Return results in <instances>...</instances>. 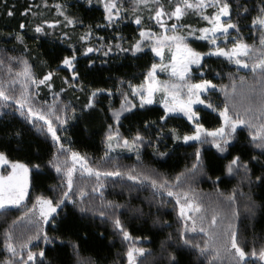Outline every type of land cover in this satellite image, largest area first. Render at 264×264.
Wrapping results in <instances>:
<instances>
[{
	"label": "snow or ice",
	"instance_id": "6c2138e0",
	"mask_svg": "<svg viewBox=\"0 0 264 264\" xmlns=\"http://www.w3.org/2000/svg\"><path fill=\"white\" fill-rule=\"evenodd\" d=\"M104 11V27H112L119 21L128 17L129 11L134 16V23L140 27L139 37L134 44L124 48L121 44L113 45L105 42V37H97L99 47H85L84 55L93 52L103 51L107 56L114 48L121 52H140L143 46L150 45L159 63L153 62L144 74V81L140 84H133L131 81H120L121 87L116 89L121 96L120 108L109 107L111 113L106 119L112 121L106 124L104 138V154L101 160L104 164H111V168H102L90 161L87 154H81L65 145L64 140L68 139L62 134L67 131L65 127L69 119L77 120V109L71 104H65L61 99L60 92L52 90L51 71L42 77H37L33 72V65L24 56H14L5 50L0 56V130L12 127L8 118L19 119L22 127L12 131L13 137L23 139L25 130L36 131L46 138L50 137L55 147L52 158L47 164L55 170L60 178V184L52 189L58 194L52 196L38 195L28 207L23 202L29 197V173L34 169H40V164L32 165L18 159H12L7 151L0 150V209H7L8 206H22L26 210L22 216L13 221L26 220L31 225L30 234L17 236L12 228L3 234V250L5 256L0 264H45L46 249L40 243L51 244L57 237H50L44 225L50 221L55 223L56 216L63 210L66 201L71 202L81 213L92 212L98 214L102 220H110L114 229V235H119L122 241H127L126 251L123 253L125 264H157L156 261H149L151 250L137 246L140 237H133L121 219L117 210L123 205L105 200L103 189L105 181L112 180L113 184L119 182L122 189L128 192L151 189L149 198V212L152 215L151 206L156 205L157 212L160 207L166 204H173V209L178 208L177 218L179 228L174 237L171 233L161 243L160 264H180L177 259V252L183 249H190L199 260V264H264V246L259 249L249 248L247 243L239 240V231L231 219L223 225L221 213L212 209V214L205 225L208 209L196 196L190 187L185 189L184 184L188 179L185 173H180L174 179L143 165L142 150L146 143L153 148V155L165 157L166 151L160 150L164 138L163 125L173 119V114H180L191 125V133L182 137L176 129L170 130L169 135L173 139L190 141L198 144L210 143L219 153H229L235 146L239 131L247 129V147L252 154L245 159L242 155H233L224 166L226 172L232 177H240V183L247 181L249 185L256 184L264 186V0L259 4L253 0H132L131 7L125 5L124 0H99ZM89 5L92 0H87ZM47 6V5H46ZM59 15L64 17V26L81 23L77 18L69 16L63 5H54ZM211 9L210 12L207 10ZM31 8H26L22 15H27ZM256 15H252L253 12ZM147 13V16L144 13ZM15 13L9 9L7 16ZM189 14H195L200 19L207 21L209 26L199 29L191 25L182 24V18ZM35 15V13H33ZM251 17L250 25L242 23ZM154 22L161 31L155 32L151 27H143L145 21ZM171 22V23H169ZM61 21L42 20L35 25L36 33H45V25L54 28ZM24 29V23L19 25ZM101 27V26H97ZM248 27L252 33V43L247 42L243 37V29ZM186 31V35L181 34ZM199 33V35H197ZM47 34V33H45ZM12 38L23 43V34H9ZM67 37V33H63ZM93 32L91 27L82 34L79 39L84 44H90ZM207 41L209 51L200 52L189 43V38ZM223 37L221 41L219 38ZM123 37H113V40ZM220 43L226 46L221 47ZM230 44V47L227 46ZM165 49L169 55L165 56ZM25 51L27 49L25 48ZM75 49L73 54L65 56L61 64L66 69H71V78H65L64 82L70 86L78 81L79 73L76 70ZM224 57L226 61L234 64L235 72H229L228 85L220 86L224 95L223 105H215L212 99L206 95L217 89L213 79L204 78L212 73V69L203 63L204 57ZM167 59V63H165ZM92 61L90 60V63ZM199 73L200 78L193 82V69ZM19 69V70H18ZM168 73V80H159L157 73ZM245 72V75H239ZM250 74V76L248 75ZM215 75H219L216 73ZM126 84V87H125ZM49 89L52 99L49 102L40 98V86ZM82 90V89H81ZM107 92L110 96V89H95L91 92L88 103L84 104L80 111H95V97ZM161 93L159 101L156 100V93ZM138 98V104L136 100ZM162 105L163 114L157 121L145 120L143 131L137 129L131 135L121 133L120 126L123 113L132 109H146L147 105L154 103ZM196 105H206L207 109L218 112L219 123L211 129L201 123V114ZM69 110L72 116H68ZM89 114H91L89 112ZM126 118V117H123ZM155 140L145 133L154 128ZM9 133L5 132V136ZM117 149L127 150L135 154L136 164L122 166L115 162L112 155ZM195 163L189 171H200L205 165L201 148L197 147L194 152ZM61 157H64L61 159ZM257 165L260 174L253 172V165ZM79 173L80 178L93 179L90 193L99 194L100 204L89 199L90 193L84 187L77 185L75 175ZM211 179V177H209ZM220 177H216L213 183H218ZM221 195H223L221 193ZM227 201L230 215L238 218L236 193L233 192L224 197ZM174 202V203H173ZM249 213L255 207L254 202L245 206ZM59 210V211H58ZM141 212V209H135ZM153 223H161L159 216ZM166 223V222H164ZM170 226V225H169ZM36 242V243H34ZM74 250L78 249L73 244ZM36 249V250H34ZM169 249H174L170 251ZM203 258V259H200ZM78 264H96L95 261L80 258Z\"/></svg>",
	"mask_w": 264,
	"mask_h": 264
},
{
	"label": "trees",
	"instance_id": "16d2710c",
	"mask_svg": "<svg viewBox=\"0 0 264 264\" xmlns=\"http://www.w3.org/2000/svg\"><path fill=\"white\" fill-rule=\"evenodd\" d=\"M167 3V0H165ZM174 2V0H173ZM259 4V0H253ZM63 5L64 11L72 17L77 18L81 23L72 26H64V17L59 15L55 4ZM129 8L132 0H124ZM47 5V6H46ZM31 8L27 15H22L26 8ZM11 9L15 14L7 16V11ZM208 12L211 9L207 10ZM35 13V15H33ZM254 11L252 15H256ZM147 16V13H144ZM42 20L61 21L54 28L45 25V33H36L35 25ZM251 17L242 21L250 25ZM24 23L25 28L20 29L19 25ZM182 24L191 25L193 28L209 26L207 21L200 19L195 14H189L182 18ZM104 11L102 3L99 0H92L89 5L87 0H0V56L5 54V50L14 56H24L33 65V72L37 77H42L47 72L53 73L52 90L61 93V99L65 104H71L76 107L77 120L69 119L65 126L67 131L62 135L68 139L64 140L67 146L81 154H87L90 161L102 168H111V164H104L101 160L104 154V138L106 133V124L112 121L106 117L111 113L109 107L119 108L121 105L120 93L116 90L121 87L120 81H131L133 84H140L144 81V74L153 62H157L151 46H143L142 51L121 52L115 49L107 56L103 51L93 52L84 55L85 47H99L100 42L97 37H105V42H111L113 45L119 43L124 48L134 44L139 37L141 26L134 23V16L129 11L128 17L119 21L112 27H104ZM101 27H97V26ZM91 27L93 32L90 44H84L79 37L87 32ZM143 27H151L153 31L158 32L159 27L151 21H145ZM22 33L23 43L15 41L9 34ZM67 33V37L63 35ZM181 34L186 35V31L181 30ZM199 35V33L197 34ZM113 37H123L113 40ZM243 37L247 42L252 43V33L248 27L243 29ZM189 43L193 48L200 52L207 53L209 45L207 41L189 38ZM25 48L27 51H25ZM75 49L76 70L79 73L78 81L71 86L64 82L65 78H71L72 71L62 66L61 60L65 56L73 54ZM166 55L169 53L166 52ZM90 60L92 61L90 63ZM203 63L212 69V73L204 78L213 79L217 89L210 91L208 95L215 105H223L224 95L220 91V86L228 85L229 72H235V65H230L226 58L217 56L204 57ZM19 70V69H18ZM219 73V75H215ZM239 75H245L240 72ZM250 76V74H248ZM193 82L200 78L199 73L193 69ZM126 87V84H125ZM82 89V90H81ZM95 89H110L112 95L107 92H101L96 97V110L81 112V107L88 103L90 94ZM40 98L51 102L49 89L43 85L40 86ZM138 99L136 103L138 104ZM196 109L201 114V123L206 128L218 126V112L207 109L206 105H198ZM89 112L91 114H89ZM163 114L162 106L158 103L147 105L146 109H132L131 112H124L121 121L120 131L125 135H131L137 129L143 131V122L145 120L157 121ZM68 116L72 113L69 110ZM174 118L168 120L163 125L164 138L160 145L161 151H166L168 155L159 157L153 155V148L147 145L142 150L143 165L148 166L158 172L165 174L171 179L176 175L185 173L190 179L184 184L185 189L191 188L196 196L203 202L207 211L205 225L211 217L212 209L221 213L223 225H226L231 219L234 226L239 231V240L241 243H247L249 248L259 249L264 246V186L256 184L249 185L247 181L240 183V177L230 176L225 165L233 155L240 154L245 159L252 154L251 149L247 147V129L239 131L238 139L234 142L229 153H219L210 143L198 144L196 142L185 143L183 140L173 141L169 135L170 130L176 129L182 137L193 130L191 125L180 114H173ZM8 123L12 127L0 130V150L7 151L12 159L21 160L24 163L32 165L40 164V169H32L29 173V197L27 203L30 205L36 196H52L58 194L59 188L54 193L52 189L60 184V178L47 161L52 158L56 150L51 138H46L36 131L25 130L23 139L11 136V132L22 127L20 120L8 118ZM5 132L9 135L5 136ZM155 127L149 129L145 135L155 140ZM199 147L202 150L203 163L205 167L200 171H189L192 164L195 163L194 152ZM116 163L122 166H132L136 164L135 154L127 150L116 151L112 153ZM64 157H61L63 159ZM253 172L260 174L257 165H253ZM211 177V179H209ZM216 177H220L218 183H213ZM75 181L78 186L84 187L87 191L91 190L95 183L93 179H81L79 173L75 175ZM106 187L103 189L104 199L115 201L123 207L118 211L121 219L124 221L133 237H140L135 241L137 246L151 250L149 261H156L160 264L161 243L169 233L174 237L179 228L177 213L178 209H173V204H166L160 207L159 212L155 204L151 206L152 215L149 212V198L151 189L128 192L126 188L122 189L120 183L113 184L112 180L105 181ZM236 193V203L234 208H238L239 217L232 218L224 197ZM221 193L223 195H221ZM89 199L100 204L99 194H91ZM254 202L255 207L252 213L246 209V205ZM174 203V202H173ZM63 210L56 216L55 223L51 221L44 227L50 237H57L51 244L40 243L41 247L46 249L45 264H78L80 258L95 261L96 264H125L123 253L126 251L127 241H122L119 235H114V229L110 220H102L98 214L92 212L81 213L71 202L66 201L62 206ZM141 209V212L135 211ZM25 210L15 207L0 210V260L4 259L3 234L6 230L12 228L17 236H26L30 234L31 225L26 220L13 221L22 216ZM59 211V210H58ZM159 216L161 223H153V220ZM166 222V223H164ZM170 225V226H169ZM36 243V242H34ZM73 244L78 245L74 250ZM36 250V249H34ZM174 251V249H169ZM177 254L180 264H199V260L190 249H183ZM203 259V258H200Z\"/></svg>",
	"mask_w": 264,
	"mask_h": 264
},
{
	"label": "rangeland",
	"instance_id": "374dc122",
	"mask_svg": "<svg viewBox=\"0 0 264 264\" xmlns=\"http://www.w3.org/2000/svg\"><path fill=\"white\" fill-rule=\"evenodd\" d=\"M169 23H171V22H169ZM159 31H161V29H159ZM158 31V32H159ZM221 41L223 40V37H220L219 38ZM220 46L221 47H225L226 45L224 44V43H220ZM227 46H229L230 47V44L229 45H227ZM166 52H168L167 51V49H165V53ZM155 55V54H154ZM169 55V54H168ZM168 55H166L165 54V56L167 57ZM157 58V63H159V58L158 57H156ZM165 63H167V59H165ZM63 67H65L64 65H62ZM66 68V67H65ZM69 71H72L71 69H68ZM157 75H158V78H159V80H168L169 79V76H168V73H165V72H158L157 73ZM161 98V93L160 92H157L156 93V100L157 101H159V99ZM138 99V98H137ZM158 103V102H157ZM159 105H161L160 103H158ZM162 106V105H161ZM198 105H196L195 107H197ZM120 108V107H119ZM118 108V109H119ZM126 150V149H125ZM116 151H123V150H121V149H117ZM115 151V152H116ZM24 204H26L28 207H31V204L29 205L28 203H27V198H26V200L23 202ZM10 207H15V208H20V209H23V210H26L24 207H22V206H8L7 208H10ZM178 209V208H177ZM0 210H2V209H0ZM47 225V224H46ZM46 225H44V227L46 226Z\"/></svg>",
	"mask_w": 264,
	"mask_h": 264
},
{
	"label": "crops",
	"instance_id": "0c3cea01",
	"mask_svg": "<svg viewBox=\"0 0 264 264\" xmlns=\"http://www.w3.org/2000/svg\"><path fill=\"white\" fill-rule=\"evenodd\" d=\"M157 59V58H156Z\"/></svg>",
	"mask_w": 264,
	"mask_h": 264
}]
</instances>
